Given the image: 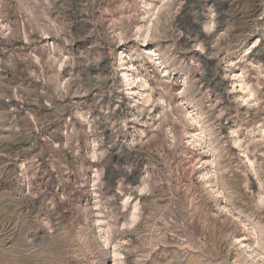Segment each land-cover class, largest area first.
Instances as JSON below:
<instances>
[{"label": "rangeland", "instance_id": "1", "mask_svg": "<svg viewBox=\"0 0 264 264\" xmlns=\"http://www.w3.org/2000/svg\"><path fill=\"white\" fill-rule=\"evenodd\" d=\"M0 264H264V0H0Z\"/></svg>", "mask_w": 264, "mask_h": 264}]
</instances>
